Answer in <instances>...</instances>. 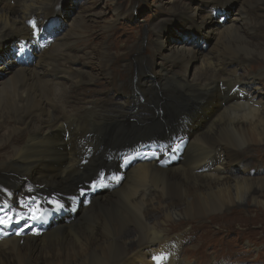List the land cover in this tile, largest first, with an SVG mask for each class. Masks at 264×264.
Instances as JSON below:
<instances>
[{"label":"bare ground","instance_id":"1","mask_svg":"<svg viewBox=\"0 0 264 264\" xmlns=\"http://www.w3.org/2000/svg\"><path fill=\"white\" fill-rule=\"evenodd\" d=\"M203 1L220 9L232 0ZM235 1L242 4L236 17L204 30L215 38L209 52L174 43L168 62L158 66L139 55L128 83L101 94L91 85L98 76L109 79L107 69L118 53L107 44L81 50L97 15L82 8L69 32L55 38L58 26L48 21L57 0H15V6L0 0L4 62L11 58L10 45L24 41L31 53L39 50L34 61L20 56L9 81L0 80L3 91H12L10 98L0 95V200L35 195L50 208L41 233L0 239V264H155L162 250L170 252L165 264H197L196 251L183 255L182 233L166 228L173 215L209 219L212 212L230 207L249 212L250 201L261 203L255 194L264 175L251 177L248 170L256 157H264V0ZM112 4L118 18L119 0ZM185 10L184 5L180 15L187 21ZM30 19L47 44L52 38L48 48L32 43ZM193 20L199 29L212 22L204 14ZM154 29L144 37L150 47L163 36ZM7 35L12 36L6 40ZM142 42L133 45L137 53ZM197 57L192 76L172 68ZM79 63L95 66L98 76L76 68ZM145 145L154 146L159 157L144 154ZM132 152L138 155L123 161ZM239 165L241 173L232 175ZM94 185L106 190L87 195L73 214L54 218L56 206L48 198L73 210L78 193Z\"/></svg>","mask_w":264,"mask_h":264},{"label":"rangeland","instance_id":"2","mask_svg":"<svg viewBox=\"0 0 264 264\" xmlns=\"http://www.w3.org/2000/svg\"><path fill=\"white\" fill-rule=\"evenodd\" d=\"M10 3L12 6H15V0H10ZM184 5L186 6L184 15L186 19H188L187 21H185L180 15L181 8ZM55 7L56 12L50 17L53 18L50 23L55 22L58 26V31L54 33L53 36L55 38L59 37L60 34L64 32H69L70 23L82 8L87 13L97 15L96 19L99 21L97 23H89V26L87 27L89 40L81 50H88L90 47H99L100 45L107 44L109 45L112 54L117 55L118 53L115 61L111 64L109 69H107L108 75L106 76L110 77L107 79L103 76H98L95 66H87L79 63L75 67L78 68L79 66H82L81 68L84 71L89 72L93 76H98V78L95 79L96 83L92 84L91 87L93 90L96 89L95 91L104 94L107 90H115V86L118 82L121 84L128 83L129 75L134 74V62L139 55L145 56V61H147L148 64L154 63L158 66L159 63L168 62L166 59V56L169 55L168 49L174 43L190 44L194 49L203 51L204 53L209 52L211 46L214 45L215 38L208 39V36L206 35L208 33L204 30H207L208 26L211 27L210 30L218 28L220 24L228 22L229 18L236 17L238 15L237 13L242 8V4L239 1L232 0L226 8L221 7L219 9L214 6L210 7V5L206 4L203 0H119L121 15H119L118 18H116V14L113 11L114 6L112 0H57ZM217 10H221L222 12L218 14L216 12ZM203 14L209 16L212 22L207 25L206 28L199 29L194 24L193 18L197 17V15L200 16ZM103 25H107L108 27L103 30ZM152 28H156L158 31L162 29L160 34H163V36L158 43V41L155 42V37L157 35L155 34V36H153V42L155 43L150 47L146 43V36H148L149 30ZM156 29H154L155 33L158 32ZM169 29L172 30V35L170 36L167 34ZM196 30H201L205 34L197 33ZM11 36L7 35L5 37L6 40ZM144 37L146 40H144ZM32 38L33 44L40 43V40H36L34 35L31 36V39ZM50 39L52 40V38ZM51 40L49 41V44H47V46L44 45L43 48H48ZM140 40L144 42H142V50L140 53H137L133 45ZM256 40L259 41V38ZM55 41L59 40L55 39ZM81 43L83 44V42H79V44ZM20 46L21 45L19 44V47ZM160 46H162V48L161 53L159 54L157 50ZM10 47L12 48L10 49ZM19 47L9 46L10 53L8 51V55H10L11 58L7 59V63H5L6 58L2 57V55L0 56V80H7L8 77L11 78V73H9L10 67L19 66V63H21V61L16 58V49ZM40 47H42V44H40ZM129 47H133L131 48L132 50H129ZM37 52H39V50L35 48V54L32 53V57L26 58L32 59L33 61L37 60ZM22 58L25 57L22 56ZM199 59L200 57H197L196 62L188 65L187 62H181L175 64L176 66L173 65L172 68L177 73H184L185 70H187L188 75L192 76V74H195L198 70V66L200 65ZM124 63L130 65L124 68L122 66ZM244 70L245 69L240 68L239 73L244 72ZM149 74L150 73H147V75ZM57 77L58 75L54 79H57ZM150 78L154 80L155 76L152 74ZM108 80H112L113 85L108 82ZM8 81L9 79L7 82ZM11 85H13V83H11ZM155 85L157 84L155 83L154 86ZM255 85L260 86V84H253V86ZM125 86V89H127V85ZM4 87L5 86H1L0 91H3L2 89H4ZM110 87L112 89H110ZM5 91L7 93L3 94ZM5 91L0 93V95L2 94V96L10 98L12 95L11 88ZM143 101L144 99L142 98L141 102L143 103ZM150 106L152 107V105ZM158 110L162 113L160 108ZM1 156L0 151V158ZM178 156L179 155L175 158ZM124 159H127L126 154L123 156V161ZM241 167V165L237 166V168L230 171V173L238 176L241 173L238 169ZM249 168L248 174L251 177L263 176L264 157H256V161L251 163ZM11 173L17 174V171ZM224 173L225 171L222 174ZM19 175L22 174L20 173ZM5 176L9 178L8 175ZM0 183L4 184L1 180ZM105 190L104 187L95 186L88 192L83 191L84 195H81V192L78 193L79 200L77 205L73 207V210L65 206L54 207V213L52 212L55 214L54 218L64 216L66 212L73 214V212L78 210L80 204L83 203L84 198L87 195ZM257 190L255 196L257 199L259 198L261 203L258 204L256 201L254 202V200L250 201L247 208L249 209V212L245 209L230 207V209L226 211L222 210L221 213L220 211L209 213L208 216H212V214L214 216L220 214L209 219H184L183 216L178 214L173 215L172 221H175L173 224L172 222H166V228L170 234L175 232L182 233L181 242H183L184 257L188 258L191 256L192 252L196 251V253L192 254V259L197 264L213 260H215V262H224V264H264V204H262L264 203V185L259 188L257 187ZM52 204L55 205L54 202ZM208 216L206 218H208ZM203 241L205 242L202 243Z\"/></svg>","mask_w":264,"mask_h":264},{"label":"snow or ice","instance_id":"3","mask_svg":"<svg viewBox=\"0 0 264 264\" xmlns=\"http://www.w3.org/2000/svg\"><path fill=\"white\" fill-rule=\"evenodd\" d=\"M29 23L34 30L33 35L39 38V29L37 28L36 23L34 21H29ZM81 195H84L83 191L81 192ZM28 199L31 201V203H21L18 209L11 208L8 204V201L6 200L0 201V226H3V228H8L12 224L20 225L23 221L22 227H20V229L16 232L17 235H20L23 233V229L25 227H31L29 221H40L45 215L44 210L37 203L35 197H29ZM54 203L56 207L62 206L58 201ZM33 205H35V207H33Z\"/></svg>","mask_w":264,"mask_h":264}]
</instances>
